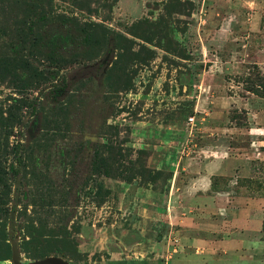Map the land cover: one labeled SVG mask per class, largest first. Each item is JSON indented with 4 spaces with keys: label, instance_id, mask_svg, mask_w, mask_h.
Returning a JSON list of instances; mask_svg holds the SVG:
<instances>
[{
    "label": "rangeland",
    "instance_id": "rangeland-1",
    "mask_svg": "<svg viewBox=\"0 0 264 264\" xmlns=\"http://www.w3.org/2000/svg\"><path fill=\"white\" fill-rule=\"evenodd\" d=\"M31 27L74 42L59 67L33 52L43 78L25 91L3 60ZM84 30L94 43H76ZM18 51L31 64V42ZM258 84L264 0H0V113L22 118L9 137L0 128L11 187L0 264H11L12 243L36 261L31 237L69 264H187L168 209L178 157L212 142L238 148L247 178L215 187L264 207V98L248 91ZM96 148L129 180L93 175Z\"/></svg>",
    "mask_w": 264,
    "mask_h": 264
},
{
    "label": "crops",
    "instance_id": "crops-1",
    "mask_svg": "<svg viewBox=\"0 0 264 264\" xmlns=\"http://www.w3.org/2000/svg\"><path fill=\"white\" fill-rule=\"evenodd\" d=\"M236 130L227 128L225 136L235 137ZM248 133L253 141L259 139ZM223 142L199 147L196 156L178 157L168 204L176 212V216L171 214L170 224L179 237L178 259L207 264L205 256L218 264H264V239L258 236L264 207L213 184L215 178L232 181L248 176V158L240 151L231 155L238 148Z\"/></svg>",
    "mask_w": 264,
    "mask_h": 264
},
{
    "label": "trees",
    "instance_id": "trees-1",
    "mask_svg": "<svg viewBox=\"0 0 264 264\" xmlns=\"http://www.w3.org/2000/svg\"><path fill=\"white\" fill-rule=\"evenodd\" d=\"M41 18L45 19L46 15H41ZM29 33H20V37L23 38L21 42H17L14 45V51L15 56L11 59L3 60V62L6 65H16L20 72L16 73L15 78L16 82L19 85V87L24 88L25 91L28 89L34 88V84L39 83L43 78V73L39 72L37 67L34 66L32 63V57H34L33 52H45V59L49 60L53 66L59 67L60 64H66L69 62L63 55L62 51L64 48L67 47L68 44H71V42H74V40L67 35L66 37H63L61 35L55 36L60 37V40L58 41L56 38L53 40H47L45 41L41 34H37L31 29L29 30ZM76 43L77 41L81 40V44H87L90 45L95 42V39H93V36L91 34V31L84 30L82 31V34L77 36L75 39ZM31 42V64L28 58H25L21 52L18 51V49L22 48L25 44H28ZM11 61V62H10ZM4 64V66H6ZM27 75V76H26ZM31 79V87H30V81ZM254 95H257L261 98H264V86L262 84H258L256 87H253V89L248 90ZM34 107L32 108V112H34ZM3 113H0V128L3 129V132L5 133V137H9L11 135V126L14 124H20L22 122L21 116H17L16 111L13 110L11 112L7 113L6 117H3ZM9 122V123H8ZM91 173L93 175L97 176H103V177H117V178H123V181H128L129 179L127 177H123L121 173H118L113 169V165L101 154V152L96 148L93 151V156L91 160ZM16 172V171H15ZM14 172V173H15ZM157 174V173H156ZM0 184L3 186V193L0 195V200L2 198H6L9 196L11 187L8 183V179L5 177V173L2 170L0 166ZM214 184V182H213ZM5 204L0 203V216H6L8 214V210L5 208ZM42 239V240H41ZM43 238L38 237H31V253L26 252L29 258L32 260L41 259L44 257H48L52 255L51 253L46 252L43 248H41L42 244L44 243ZM0 260H4V258L0 255Z\"/></svg>",
    "mask_w": 264,
    "mask_h": 264
},
{
    "label": "water",
    "instance_id": "water-1",
    "mask_svg": "<svg viewBox=\"0 0 264 264\" xmlns=\"http://www.w3.org/2000/svg\"><path fill=\"white\" fill-rule=\"evenodd\" d=\"M11 264H69L65 260L59 258V257H46L40 260H36L33 262L25 263L20 260L19 251L17 248V245L15 243H12V254H11Z\"/></svg>",
    "mask_w": 264,
    "mask_h": 264
},
{
    "label": "built area",
    "instance_id": "built-area-1",
    "mask_svg": "<svg viewBox=\"0 0 264 264\" xmlns=\"http://www.w3.org/2000/svg\"><path fill=\"white\" fill-rule=\"evenodd\" d=\"M189 122H190V124H193L192 122H193V118H190L189 119Z\"/></svg>",
    "mask_w": 264,
    "mask_h": 264
}]
</instances>
